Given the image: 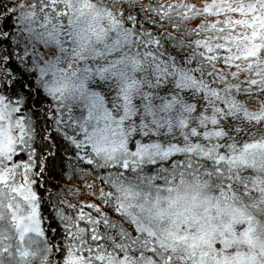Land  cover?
<instances>
[{"label":"snow or ice","instance_id":"6c2138e0","mask_svg":"<svg viewBox=\"0 0 264 264\" xmlns=\"http://www.w3.org/2000/svg\"><path fill=\"white\" fill-rule=\"evenodd\" d=\"M249 161L264 0H0V264H264Z\"/></svg>","mask_w":264,"mask_h":264},{"label":"trees","instance_id":"16d2710c","mask_svg":"<svg viewBox=\"0 0 264 264\" xmlns=\"http://www.w3.org/2000/svg\"><path fill=\"white\" fill-rule=\"evenodd\" d=\"M255 173L256 172L253 170V168L248 171H244L242 173L241 182H243V180L245 179H250L249 192L247 196L237 198V200L233 204L242 207L246 212H249L252 214V216H254L253 220L258 222V225H259L258 230L260 233L262 232V229L260 227L264 226V207L251 203L252 201L256 202L255 190L250 188V186L253 185L252 179ZM58 174H59V169L57 168L52 175L47 177L49 180V183L46 185V187L52 188L54 185L60 184ZM192 176L194 175L190 171H185L183 175L184 183L181 186L182 187L190 186L191 182H193V181H190V177ZM176 178L177 179L181 178L179 172L176 173ZM193 183L198 186H201L202 191L204 190L209 195L214 192L213 190L218 185L215 181H209L207 184H205L203 177L200 178V183H197V180ZM41 195H43V193H41ZM5 228H9L6 218L0 219V233H1V230H4ZM11 241L14 243L13 238L11 239ZM3 243H5V241ZM31 251L34 253H39V249L36 247L35 244L32 245ZM3 259H4V264H20V262L16 260L15 258H9L6 255L3 257Z\"/></svg>","mask_w":264,"mask_h":264},{"label":"rangeland","instance_id":"374dc122","mask_svg":"<svg viewBox=\"0 0 264 264\" xmlns=\"http://www.w3.org/2000/svg\"><path fill=\"white\" fill-rule=\"evenodd\" d=\"M249 166H250V169H252L251 161H249ZM253 170L256 173L253 175V179H252L253 185H251L250 188L255 190L256 202L252 201L251 203L264 207V167L257 166L255 168H253ZM180 179L181 178H178L177 180H180ZM196 180H197L196 176L190 177V181L195 182ZM193 182H191L190 186H184V187L181 186V190L183 192L187 193L189 197H191L195 193H199L200 197L214 198L215 192H213L212 194L209 195L204 190L202 191L201 186H198V185L194 184ZM199 187H201V188H199ZM217 187H218V185H217ZM234 213L235 214H242L245 217L254 218V216H252L251 213L246 212L242 207L233 204L232 208L228 209L226 211L225 215L221 217V222H229ZM260 228L262 229V232L259 233V230L257 228V234L260 236L261 240H264V226L260 227ZM0 237H7V239L4 240L5 243H11L13 246H15L17 243L16 240L14 239V233L12 232V230L10 228H5L4 230H1ZM12 238L14 240V243L11 241ZM26 243H27V241H26Z\"/></svg>","mask_w":264,"mask_h":264}]
</instances>
